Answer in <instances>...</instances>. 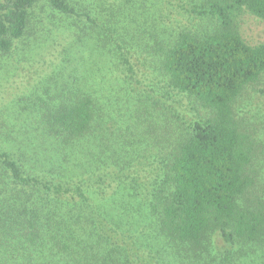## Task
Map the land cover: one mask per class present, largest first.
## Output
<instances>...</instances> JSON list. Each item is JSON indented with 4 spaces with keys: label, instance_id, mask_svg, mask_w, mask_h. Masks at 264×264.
Returning a JSON list of instances; mask_svg holds the SVG:
<instances>
[{
    "label": "trees",
    "instance_id": "1",
    "mask_svg": "<svg viewBox=\"0 0 264 264\" xmlns=\"http://www.w3.org/2000/svg\"><path fill=\"white\" fill-rule=\"evenodd\" d=\"M37 1L0 0V51H8L11 40L24 34L29 8ZM46 1L73 18L85 16L91 28L99 30L105 27L97 21L103 13L101 20L112 32L117 26H110L108 17L114 11L120 16L124 6L122 0H103L106 6L91 15L77 9L72 0ZM135 3L142 16L134 21L131 36L147 50L153 46L147 58L154 65L149 67L168 88L192 97L205 111L176 149L154 167L152 180L153 167L143 178L145 196L157 213L156 222L151 211L142 213L150 238L144 232L137 237L128 229L109 230L85 191L89 175L74 179L64 174L75 183L70 187L34 171L24 173L23 166L1 150L0 166L8 175L4 195L9 196L6 200L0 188V227L7 228L0 229V264H183L184 257L202 256L213 234L229 245L264 242V198L254 194L258 173L252 167L264 152L257 150L254 133L235 110L242 101L248 103L243 99L257 95L254 91L264 92V87H257L264 84V42L248 44L237 25L245 11L264 21V0H190L186 13L209 14L213 19L200 31H193L188 21L174 26L163 18L167 14L160 11L161 4L154 3L153 8ZM107 99L113 100V91H108ZM95 115L93 101L84 92L49 110L52 138L65 147L53 157L57 169L80 156V151L69 150H78L74 141L91 131ZM88 151H94L91 157L97 162L104 160L92 146ZM103 180L95 176L97 184ZM117 234L127 235V240L116 239ZM136 246L142 259L133 263L130 255Z\"/></svg>",
    "mask_w": 264,
    "mask_h": 264
},
{
    "label": "rangeland",
    "instance_id": "2",
    "mask_svg": "<svg viewBox=\"0 0 264 264\" xmlns=\"http://www.w3.org/2000/svg\"><path fill=\"white\" fill-rule=\"evenodd\" d=\"M122 1L123 13L119 10V16L114 11L113 16L108 17L112 20L110 26H117L115 32L106 29L107 22L101 20L103 13L98 14L101 17L97 21L104 22L105 27L99 30L91 28L85 16L73 18L63 14L46 0H39L29 8L24 34L11 40L8 51H0V151L9 152L23 166L24 173L34 171L45 179L63 180L70 187L75 183L64 174L74 179L89 175L84 179L85 191L95 212L100 208L98 216L105 218L109 230L111 227L128 229L137 237L144 232L143 235L150 238L142 213L151 211L155 222L157 213L151 209L150 198L145 196L143 178L153 167L149 182L152 180L154 167L176 149L178 140L186 136L205 111L192 97L168 88L162 77L149 67L154 65V60L147 58L153 46L147 50L140 40L131 36L134 21L142 16L135 2L142 1L153 8L154 3L161 4L160 11L167 14L163 18L171 19L174 26L188 21L193 31L210 26L213 19L209 14L186 13L190 0ZM72 2L77 9L89 11L91 15L93 10L98 12L100 7L106 6L101 4L103 0ZM117 21L125 26L119 27ZM237 25L248 44L264 42V21L254 14L242 12ZM108 91H113L112 101L107 99ZM82 92L90 96L95 107L92 129L74 141L78 150H69L81 152L74 157L75 163L57 169L53 157L65 147L52 138L49 110ZM254 92L257 95L242 98L248 103L242 101L235 110L238 119L254 133L257 150L263 153L264 92ZM129 93L132 99L128 98ZM91 146L103 153L101 163L92 159L94 151H88ZM256 158L252 163L258 173L254 194L264 198V154ZM78 161L83 162L80 167L76 164ZM131 163L137 166L135 171ZM48 169L57 174L52 176ZM97 175L104 177L99 184L95 182ZM7 180V173L0 166V188L3 187L2 196L6 200L9 196V193L4 195ZM127 237L115 235L123 242ZM137 247L131 251L133 263L140 257L135 253ZM239 248L243 252H237ZM201 254L184 257L182 263L264 264V242L229 245L219 234H213L208 249Z\"/></svg>",
    "mask_w": 264,
    "mask_h": 264
}]
</instances>
